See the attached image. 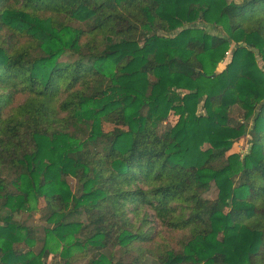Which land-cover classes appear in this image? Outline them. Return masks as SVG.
<instances>
[{
  "label": "trees",
  "instance_id": "16d2710c",
  "mask_svg": "<svg viewBox=\"0 0 264 264\" xmlns=\"http://www.w3.org/2000/svg\"><path fill=\"white\" fill-rule=\"evenodd\" d=\"M80 260L264 264V0H0V264Z\"/></svg>",
  "mask_w": 264,
  "mask_h": 264
},
{
  "label": "rangeland",
  "instance_id": "374dc122",
  "mask_svg": "<svg viewBox=\"0 0 264 264\" xmlns=\"http://www.w3.org/2000/svg\"><path fill=\"white\" fill-rule=\"evenodd\" d=\"M228 1H232V0H228ZM237 2V0H234ZM208 30V29H207ZM175 33H173L172 35H174ZM230 56H226L225 60L223 63H220L217 67V72H221L224 68L226 63H228ZM240 114L237 111L232 112V117L234 119L239 118ZM175 118H171L168 121L162 123L159 126V132H163L166 129L170 128L171 126H173L174 122H175ZM110 129L109 126H106V130ZM247 139L248 137H244L241 140L237 141L234 145V151H240L241 153H244L248 150V144H247ZM6 180H9L11 177L9 176V174L5 173L3 176ZM68 184L70 185V187L72 188V190L75 188V181L71 178L67 179ZM217 195V190L215 188V186H211L210 190L205 193L203 196L206 199H210L213 200L216 198ZM43 204V202L41 203ZM17 220L24 222L27 226H31V227H35L37 229V232L39 233V236L43 235V227L47 226L50 227V225H47L45 222L41 221L40 219V214L39 213H35L33 216H28V214L26 213H22L18 216L15 217ZM41 248V244L37 243L35 246L34 251L38 252V250ZM87 260H80L78 262H76L75 264H86Z\"/></svg>",
  "mask_w": 264,
  "mask_h": 264
}]
</instances>
